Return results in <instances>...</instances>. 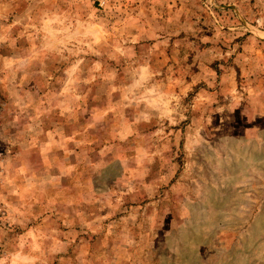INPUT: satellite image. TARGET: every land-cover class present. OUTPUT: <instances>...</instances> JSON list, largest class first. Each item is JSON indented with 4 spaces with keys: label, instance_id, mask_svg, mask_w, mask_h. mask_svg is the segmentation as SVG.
I'll use <instances>...</instances> for the list:
<instances>
[{
    "label": "rangeland",
    "instance_id": "rangeland-1",
    "mask_svg": "<svg viewBox=\"0 0 264 264\" xmlns=\"http://www.w3.org/2000/svg\"><path fill=\"white\" fill-rule=\"evenodd\" d=\"M0 264H264V0H0Z\"/></svg>",
    "mask_w": 264,
    "mask_h": 264
}]
</instances>
